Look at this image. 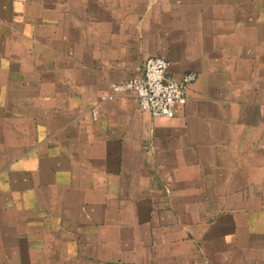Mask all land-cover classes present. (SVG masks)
Segmentation results:
<instances>
[{"label": "crops", "instance_id": "obj_1", "mask_svg": "<svg viewBox=\"0 0 264 264\" xmlns=\"http://www.w3.org/2000/svg\"><path fill=\"white\" fill-rule=\"evenodd\" d=\"M0 264H264V0H0Z\"/></svg>", "mask_w": 264, "mask_h": 264}, {"label": "built area", "instance_id": "obj_2", "mask_svg": "<svg viewBox=\"0 0 264 264\" xmlns=\"http://www.w3.org/2000/svg\"><path fill=\"white\" fill-rule=\"evenodd\" d=\"M195 80L196 75L188 73L176 81L169 75V62L162 57L152 56L143 61L139 77L111 85L110 94L101 97V100H113L117 95L130 94L142 113L152 118L171 119L173 108L185 105L187 89Z\"/></svg>", "mask_w": 264, "mask_h": 264}]
</instances>
